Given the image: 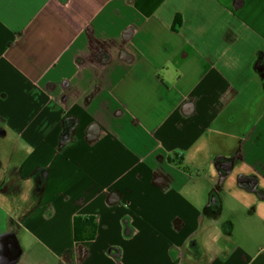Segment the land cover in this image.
Wrapping results in <instances>:
<instances>
[{"label":"crops","instance_id":"1","mask_svg":"<svg viewBox=\"0 0 264 264\" xmlns=\"http://www.w3.org/2000/svg\"><path fill=\"white\" fill-rule=\"evenodd\" d=\"M257 187L264 0H0L12 264H264Z\"/></svg>","mask_w":264,"mask_h":264},{"label":"trees","instance_id":"2","mask_svg":"<svg viewBox=\"0 0 264 264\" xmlns=\"http://www.w3.org/2000/svg\"><path fill=\"white\" fill-rule=\"evenodd\" d=\"M95 234H96V224L92 217H88V218L75 217L74 237L76 240L92 239Z\"/></svg>","mask_w":264,"mask_h":264},{"label":"rangeland","instance_id":"3","mask_svg":"<svg viewBox=\"0 0 264 264\" xmlns=\"http://www.w3.org/2000/svg\"><path fill=\"white\" fill-rule=\"evenodd\" d=\"M235 174H236V172H234V173H232L231 175H230V177L232 176H235ZM20 187H19V189H18V193L16 194V198H14V200L16 201V200H18V201H20L21 200V191H20ZM262 196H264V191L261 189V188H259V187H257L255 190H254V196H253V198H254V200H256V201H259V199L262 197ZM255 204H252L253 205V207H254V209H256V210H258V208H260V203H258V202H254ZM12 205H14V206H20V203H17V202H15V203H12V204H8V206L10 207V206H12ZM217 206V205H216ZM219 206V205H218ZM237 208H236V215H237V217H239V218H242L243 217V215H244V213H250V210H249V208L247 209V208H243V207H240V206H236ZM247 215V214H246Z\"/></svg>","mask_w":264,"mask_h":264},{"label":"water","instance_id":"4","mask_svg":"<svg viewBox=\"0 0 264 264\" xmlns=\"http://www.w3.org/2000/svg\"><path fill=\"white\" fill-rule=\"evenodd\" d=\"M4 237H5V235L0 238V255H1L2 263L3 264H12L13 262H15L18 255L10 257V254H9L8 250L5 249V245H4L3 240H2Z\"/></svg>","mask_w":264,"mask_h":264}]
</instances>
